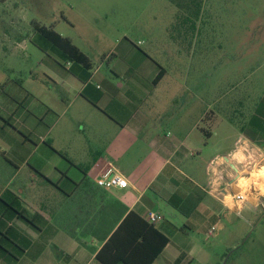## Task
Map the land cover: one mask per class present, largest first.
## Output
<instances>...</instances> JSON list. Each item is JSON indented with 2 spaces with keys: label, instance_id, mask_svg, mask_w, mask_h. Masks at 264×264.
<instances>
[{
  "label": "rangeland",
  "instance_id": "1",
  "mask_svg": "<svg viewBox=\"0 0 264 264\" xmlns=\"http://www.w3.org/2000/svg\"><path fill=\"white\" fill-rule=\"evenodd\" d=\"M179 12L170 0H0V183L10 186L13 165H20L8 153L5 137H26L11 116L29 109L41 121L45 113L41 103L52 104L61 92L49 84L45 73L50 66L64 72L69 67L66 62L60 67L58 58L33 39L34 25L54 26L88 57L93 71L107 78L113 66L121 64V56L148 54L168 72L155 92L166 105L162 135L184 137L191 132L204 142L202 154L193 160L199 173L211 158L227 153L264 102V0H210L198 22L192 55L170 37ZM188 71L192 73L185 77ZM197 125L211 133L210 138ZM58 130L76 132L66 119ZM57 138L59 150L73 160H90L93 137ZM251 146L263 152L264 143ZM45 151L41 148L29 165L35 158L45 161ZM236 158L245 160L243 155ZM23 167L20 177L27 179L28 168ZM244 168L243 163L239 185L255 192L250 190L239 212L230 198L226 200L214 234L207 231L212 220L205 222V231L187 232L194 245L188 255L191 264H264V162ZM70 175L76 178L77 172ZM172 223L186 230L181 216ZM155 264L165 262L160 258Z\"/></svg>",
  "mask_w": 264,
  "mask_h": 264
},
{
  "label": "crops",
  "instance_id": "2",
  "mask_svg": "<svg viewBox=\"0 0 264 264\" xmlns=\"http://www.w3.org/2000/svg\"><path fill=\"white\" fill-rule=\"evenodd\" d=\"M209 1H204L203 12ZM170 37L192 55L195 42L192 33L185 30L170 33ZM202 43L205 44V39ZM125 48L131 53V47ZM121 57H124L121 64L113 66L110 78L99 70L86 72L72 63L67 64L66 72L50 66L45 75L49 84L60 89V98L52 104L41 103L45 110L41 121L29 109L19 117L11 116L26 137H5L8 153L20 165H13L10 186L0 183V196L10 190L28 221L0 203L2 228L23 249L21 252L10 247L11 252L19 253L17 260L0 252V264H102L97 260L98 252L130 213L144 221L149 213L162 217L154 226L169 242L153 264L160 258L165 264H191L193 259L188 255L194 245L187 232L205 231V222L212 220L209 231L218 223L219 212L227 205L215 190L221 187L231 195L235 193L244 163L236 156L246 157L241 151L234 152L239 137L227 153L219 155L226 165L221 167V175L215 178V187L209 191V162L202 173L193 162L202 154L200 146L205 147L204 142L191 137V132L184 137L162 135L166 105L155 92L168 75L167 70L146 53ZM71 67L78 76L69 72ZM161 68L163 75L155 84ZM191 73L188 71L184 76ZM202 116L201 122L205 120V114ZM64 119L74 124L76 132L64 134L58 130ZM34 120L40 124L35 125ZM196 129L204 135V128L197 125ZM241 136L252 144L264 143V133L248 124ZM57 137H93L96 144L88 148L90 160H73L59 150ZM41 148L47 150L46 160L35 158L29 165ZM94 158L86 176L75 167L91 163ZM23 166L28 168L27 179L20 177ZM71 171L77 172L76 178H72ZM108 173L121 174L128 187L99 188L94 179ZM178 215L184 219L186 230L172 223Z\"/></svg>",
  "mask_w": 264,
  "mask_h": 264
},
{
  "label": "trees",
  "instance_id": "3",
  "mask_svg": "<svg viewBox=\"0 0 264 264\" xmlns=\"http://www.w3.org/2000/svg\"><path fill=\"white\" fill-rule=\"evenodd\" d=\"M170 1L173 2L180 11L176 16L171 31L180 34L186 30L188 34L192 33V36L196 37L199 31L198 22L201 20L205 0ZM33 33V39L38 40L43 49L52 52L58 58L59 61L57 64H59L60 67L62 66V62H66V64L72 63L75 66H79L81 70L86 72L91 70L92 66L88 57L75 46L69 38L63 37L56 32L54 26L46 28L45 26L34 25ZM72 67L69 69V72L77 75ZM163 72L161 68V71L154 79L155 84L161 79ZM247 124L263 132L264 102H262L260 107L256 110L253 119ZM205 134L207 135L206 138L210 137V133L206 130L204 136ZM46 144L48 143L46 142ZM95 160L94 158L91 163L86 165H75V167L86 176L91 164L95 162ZM70 164L74 165L72 162H70ZM0 203L5 206L9 212L28 221L24 216L23 210L20 209L18 198L11 196L10 190H5L2 196H0ZM168 242V238L159 232L153 224L144 221L134 213H130L118 225L114 233L98 252L97 260L102 264H153ZM11 246L23 252V249L19 248L11 238L8 230L2 228V222L0 221V252L17 260L20 255L19 253L11 252ZM179 261L180 258L177 262Z\"/></svg>",
  "mask_w": 264,
  "mask_h": 264
},
{
  "label": "built area",
  "instance_id": "4",
  "mask_svg": "<svg viewBox=\"0 0 264 264\" xmlns=\"http://www.w3.org/2000/svg\"><path fill=\"white\" fill-rule=\"evenodd\" d=\"M236 149L234 152L241 151L244 155H246L244 160V169L250 170L251 166L255 167L260 163L264 162V148L263 152L259 148H255L251 146V143L245 138V137H239L237 141L235 142ZM257 162H259L257 164ZM226 165V161L224 157L217 156L210 160L207 166V174L209 176V181L207 183V187L210 190H213L215 185V178H217L219 175H221V167ZM240 180V179H239ZM239 180L236 181V187L239 189V191L235 192L234 194H226V189L218 187L216 188L217 194H219L222 198L223 204H227L226 200L230 198L232 203V208H235V211H240L243 204L247 201V195L251 190V193L255 192V189L252 187L246 188V190L242 189L239 185ZM95 184L101 188V189H125L128 187L127 180L119 173H108V174H101L98 175L94 179ZM260 191V190H259ZM250 193V194H251ZM241 206V207H240ZM147 221L150 224H157L162 220V217L155 213H149L146 217ZM217 230L216 226H212L209 231L208 235L214 234V232Z\"/></svg>",
  "mask_w": 264,
  "mask_h": 264
},
{
  "label": "bare ground",
  "instance_id": "5",
  "mask_svg": "<svg viewBox=\"0 0 264 264\" xmlns=\"http://www.w3.org/2000/svg\"><path fill=\"white\" fill-rule=\"evenodd\" d=\"M254 175H256L257 177H260V175L259 174H254ZM244 179V178H243Z\"/></svg>",
  "mask_w": 264,
  "mask_h": 264
},
{
  "label": "water",
  "instance_id": "6",
  "mask_svg": "<svg viewBox=\"0 0 264 264\" xmlns=\"http://www.w3.org/2000/svg\"><path fill=\"white\" fill-rule=\"evenodd\" d=\"M226 159H228L227 157H225Z\"/></svg>",
  "mask_w": 264,
  "mask_h": 264
}]
</instances>
